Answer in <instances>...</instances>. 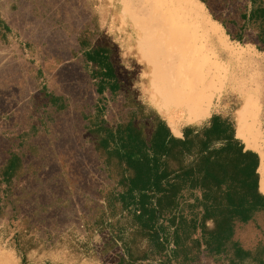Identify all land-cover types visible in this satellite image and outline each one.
Returning <instances> with one entry per match:
<instances>
[{
  "label": "trees",
  "instance_id": "obj_1",
  "mask_svg": "<svg viewBox=\"0 0 264 264\" xmlns=\"http://www.w3.org/2000/svg\"><path fill=\"white\" fill-rule=\"evenodd\" d=\"M200 1L231 40L264 51V0ZM90 23L93 30L76 39L96 94L84 128L109 188L83 239L36 236V219L56 201L38 206L30 217L20 216L23 196L15 191L26 175V155L10 150L0 169V219L21 224L11 237L20 263L30 264L33 252L38 256L58 248L65 251L63 257L39 264L101 263L110 253L113 264H203V258L212 264H264V242L249 250L234 239L237 223L264 214L259 155L236 136L244 98L225 93L221 104L226 108L184 124L176 135L143 94L142 65L118 57L110 37L97 38L101 28L95 14ZM7 29L0 17V39ZM134 69H139L137 77ZM118 100L120 109L108 119L110 104ZM102 234L100 246L91 243Z\"/></svg>",
  "mask_w": 264,
  "mask_h": 264
},
{
  "label": "rangeland",
  "instance_id": "obj_2",
  "mask_svg": "<svg viewBox=\"0 0 264 264\" xmlns=\"http://www.w3.org/2000/svg\"><path fill=\"white\" fill-rule=\"evenodd\" d=\"M197 1L204 5V18L212 24L217 23L230 44L252 53L260 62L248 59L252 62L246 72L233 73L234 67L244 61L234 62L218 53V62L230 65L223 76L224 84L211 98L208 115L188 122L181 110L160 111L150 100L151 67L141 54L147 48V42L140 43L141 52L138 48L139 31H144L143 20L147 13L131 20L121 13L122 0H0V17L8 26L5 36L0 39V169L10 150L25 153L26 175L15 191L23 196L20 216L30 217L38 206L52 205L56 201V206H50L36 219V236L52 233L64 238L83 239L91 231L94 216L103 208L109 188L84 128L85 116L93 112L96 94L82 68L83 57L76 40L83 31L93 30L90 21L94 14L101 28L97 38L101 40L103 34L110 37L116 44L118 57L124 60L132 57L142 65L140 77L147 80L141 83L143 94L165 117L174 134L178 135L184 124L202 122L212 112L226 108L221 104L225 93L244 98L243 106L246 97L253 92L258 103L260 140L264 145V51L252 43L231 40L205 4ZM168 7L170 18L156 17L155 22L168 30L169 43L175 31L179 37L185 32L202 34L199 20L191 12L177 4ZM229 11L215 12L222 16ZM209 38L215 52L216 39ZM138 70H133L136 77ZM119 109L120 100L111 103L107 118L112 119ZM237 137L245 145L248 137ZM20 229L19 220L0 219V264H21L11 240L14 232ZM105 237L104 234L95 235L91 243L98 247ZM234 239L249 250L264 242V214H257L253 222L237 223ZM47 250L38 256L36 252L31 253L30 264H39L47 257L58 259L65 253L58 248ZM114 258V253H110L101 263L83 264H113ZM202 263L212 264L204 258ZM155 264H158L157 260Z\"/></svg>",
  "mask_w": 264,
  "mask_h": 264
},
{
  "label": "bare ground",
  "instance_id": "obj_3",
  "mask_svg": "<svg viewBox=\"0 0 264 264\" xmlns=\"http://www.w3.org/2000/svg\"><path fill=\"white\" fill-rule=\"evenodd\" d=\"M170 4H177L191 12L199 20L203 35L185 32L179 37L175 31L169 43L168 30L158 25L155 18L169 19ZM149 8H152L151 12ZM202 9L204 5L197 0H122L121 13L131 20L136 15L148 14L143 20L144 31H139L138 48L140 50L142 41L147 42V48L141 54L151 67L148 82L150 100L160 111L171 108L181 110L188 122L208 115L211 98L224 84L223 76L230 65L224 66L218 62V53L234 62L244 61L242 65L238 63L234 67L233 73L246 72L249 62L253 60L260 62L252 53L230 44L222 28L204 18ZM210 36L217 42L215 52L210 46ZM257 112V97L252 92L237 114L236 135H246V147L260 157L257 172L260 175V191L264 193V145L260 140Z\"/></svg>",
  "mask_w": 264,
  "mask_h": 264
},
{
  "label": "crops",
  "instance_id": "obj_4",
  "mask_svg": "<svg viewBox=\"0 0 264 264\" xmlns=\"http://www.w3.org/2000/svg\"><path fill=\"white\" fill-rule=\"evenodd\" d=\"M259 164H260V158H259ZM259 167V166H258ZM259 189H260V179H259Z\"/></svg>",
  "mask_w": 264,
  "mask_h": 264
}]
</instances>
